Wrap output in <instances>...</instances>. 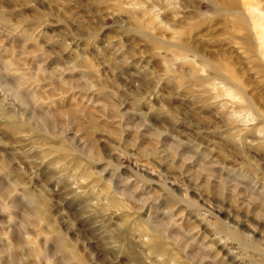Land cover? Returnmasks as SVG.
Returning a JSON list of instances; mask_svg holds the SVG:
<instances>
[{"label": "rangeland", "instance_id": "374dc122", "mask_svg": "<svg viewBox=\"0 0 264 264\" xmlns=\"http://www.w3.org/2000/svg\"><path fill=\"white\" fill-rule=\"evenodd\" d=\"M0 264H264V0H0Z\"/></svg>", "mask_w": 264, "mask_h": 264}, {"label": "bare ground", "instance_id": "6f19581e", "mask_svg": "<svg viewBox=\"0 0 264 264\" xmlns=\"http://www.w3.org/2000/svg\"><path fill=\"white\" fill-rule=\"evenodd\" d=\"M225 91H226V93L228 94V95H231L232 97H235V93L232 91V90H230V89H225ZM238 96V95H237ZM239 97V96H238ZM237 98V97H236ZM239 99V98H238ZM243 99V98H242ZM243 104H244V102H243ZM232 113H234V112H232ZM250 113V112H249ZM249 113H247V114H249ZM235 114V113H234Z\"/></svg>", "mask_w": 264, "mask_h": 264}]
</instances>
